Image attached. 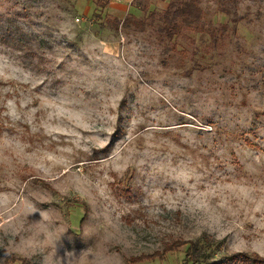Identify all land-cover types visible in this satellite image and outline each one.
Wrapping results in <instances>:
<instances>
[{"label": "rangeland", "instance_id": "obj_1", "mask_svg": "<svg viewBox=\"0 0 264 264\" xmlns=\"http://www.w3.org/2000/svg\"><path fill=\"white\" fill-rule=\"evenodd\" d=\"M173 1L0 0V264H264V0Z\"/></svg>", "mask_w": 264, "mask_h": 264}, {"label": "trees", "instance_id": "obj_2", "mask_svg": "<svg viewBox=\"0 0 264 264\" xmlns=\"http://www.w3.org/2000/svg\"><path fill=\"white\" fill-rule=\"evenodd\" d=\"M110 0H106V6L109 4ZM201 0H176L169 4L167 9L161 13L152 12L149 15V20H139L134 16H126L123 21L115 18L114 24L116 29H118L119 25L122 24L123 27L128 28L132 25L140 28L141 30L146 29L148 25L154 23V21H159V25L157 26V31L161 34V36L165 37L166 40L173 43L171 47L167 48V51H178L176 40L185 34L186 31L194 32V33H207L213 35L214 31L207 26L204 22V12L200 6ZM105 6V7H106ZM225 14H230V9L224 3L220 9ZM10 32V31H9ZM13 34V33H11ZM185 50H183L184 52ZM182 52V53H183ZM214 250L215 245L214 243H204ZM188 245L189 256L192 258L193 264H205L209 261V257H211L209 251L203 250L204 252L198 254L197 246L191 241H175L171 244H167L162 252H157L155 255L159 256H148L145 257L144 255L138 259L136 264L142 262L146 258H165V256L176 250V248ZM220 245V242L216 243V246ZM205 248V247H204ZM195 249V250H194ZM206 249V248H205ZM145 257V258H144ZM227 261H238L242 260L244 263L247 264H261L263 261L262 259L256 255L251 254L248 255L246 253L241 254H233L230 256L224 257ZM15 261V260H13ZM21 264H27L26 260H21Z\"/></svg>", "mask_w": 264, "mask_h": 264}]
</instances>
